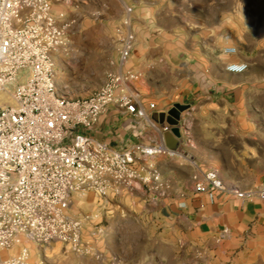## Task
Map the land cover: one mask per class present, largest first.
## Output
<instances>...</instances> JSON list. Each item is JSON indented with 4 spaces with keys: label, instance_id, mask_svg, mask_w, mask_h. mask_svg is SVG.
I'll list each match as a JSON object with an SVG mask.
<instances>
[{
    "label": "crops",
    "instance_id": "0c3cea01",
    "mask_svg": "<svg viewBox=\"0 0 264 264\" xmlns=\"http://www.w3.org/2000/svg\"><path fill=\"white\" fill-rule=\"evenodd\" d=\"M53 6L77 21L101 13L113 24L130 21L133 48L122 68L140 74L133 87L148 117L135 119L110 104L88 134L125 150L161 137L154 124L168 123L154 112L188 105L174 136L185 156H158L151 166L142 161L143 173L156 171L143 187L104 181L103 207H125L162 226L189 251L190 264H264V199L228 192L211 199L194 180L213 168L226 185L264 187V0H54ZM229 46L237 52L227 53ZM240 62L248 63L243 72L227 68Z\"/></svg>",
    "mask_w": 264,
    "mask_h": 264
},
{
    "label": "built area",
    "instance_id": "2783aa9c",
    "mask_svg": "<svg viewBox=\"0 0 264 264\" xmlns=\"http://www.w3.org/2000/svg\"><path fill=\"white\" fill-rule=\"evenodd\" d=\"M53 1L0 0V91L14 83L9 93L16 102L0 103V264H42L32 262L29 242L38 246L61 242L76 251L85 249L83 221L68 212L77 191L94 185L104 193L102 185L108 179L143 187L156 178V171L143 173L142 161L151 166L158 156H185L165 143L170 124H154L160 138L134 142L125 150L113 149L87 133L110 104L124 107L135 119L148 117L133 87L140 74L122 68L134 36L127 30L121 70L110 73L99 91L64 97L56 84L54 55L68 44L70 23L65 11L54 9ZM225 51L233 54L237 49L229 46ZM227 68L243 72L248 63H231ZM23 69L26 79L17 82ZM194 180L196 191L211 199L219 192L242 200L264 199V187L246 191L226 185L213 168L194 175ZM15 245H21L17 253L4 255Z\"/></svg>",
    "mask_w": 264,
    "mask_h": 264
},
{
    "label": "rangeland",
    "instance_id": "374dc122",
    "mask_svg": "<svg viewBox=\"0 0 264 264\" xmlns=\"http://www.w3.org/2000/svg\"><path fill=\"white\" fill-rule=\"evenodd\" d=\"M58 9L62 8L58 6ZM100 15L99 19L80 21L67 16L70 23L68 44L54 55L56 84L64 97L90 96L105 85L110 73L121 70L120 51L130 21L113 24L104 14ZM26 74L27 69L20 71L17 82L25 81ZM13 88L14 83L0 91V103L16 105L9 93ZM104 193L94 185H87L73 196L68 212L83 221L81 240L85 249L76 251L61 242L46 246L29 242L26 245L32 262L190 264L189 251L180 241L171 242L166 229L148 218L137 219L134 210L103 207ZM20 248L21 245H15L4 255L15 254Z\"/></svg>",
    "mask_w": 264,
    "mask_h": 264
},
{
    "label": "water",
    "instance_id": "95a60500",
    "mask_svg": "<svg viewBox=\"0 0 264 264\" xmlns=\"http://www.w3.org/2000/svg\"><path fill=\"white\" fill-rule=\"evenodd\" d=\"M187 108H188V105L176 103L167 112H154L152 115L160 123L166 122V123L170 124L171 126H173V129L171 131H168L164 134L166 144L172 149L177 148L178 143H177L174 136L175 135L179 136L178 125H179L180 120H181V114H182V112L187 110ZM174 139H175V141H174Z\"/></svg>",
    "mask_w": 264,
    "mask_h": 264
}]
</instances>
